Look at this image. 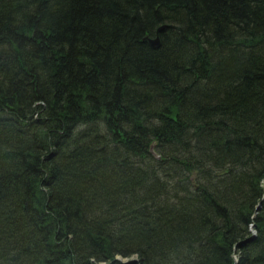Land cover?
Instances as JSON below:
<instances>
[{
	"label": "trees",
	"instance_id": "trees-1",
	"mask_svg": "<svg viewBox=\"0 0 264 264\" xmlns=\"http://www.w3.org/2000/svg\"><path fill=\"white\" fill-rule=\"evenodd\" d=\"M119 256L264 264V0H0V264Z\"/></svg>",
	"mask_w": 264,
	"mask_h": 264
},
{
	"label": "water",
	"instance_id": "water-1",
	"mask_svg": "<svg viewBox=\"0 0 264 264\" xmlns=\"http://www.w3.org/2000/svg\"><path fill=\"white\" fill-rule=\"evenodd\" d=\"M163 29H164V27H161L158 30L157 35L155 37H147V40H148V42L152 48H154V49L160 48V46H161L160 32ZM258 208H260V207H258ZM117 260L124 263V264H136V263H138V258H136V257L123 258V257L119 256V257H117Z\"/></svg>",
	"mask_w": 264,
	"mask_h": 264
}]
</instances>
